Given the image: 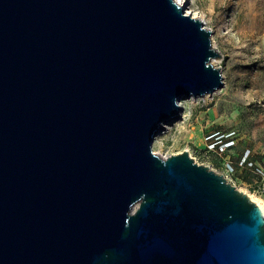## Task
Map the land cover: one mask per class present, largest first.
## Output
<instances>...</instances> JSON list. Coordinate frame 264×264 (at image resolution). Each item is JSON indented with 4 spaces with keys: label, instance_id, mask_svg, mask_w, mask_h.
Wrapping results in <instances>:
<instances>
[{
    "label": "water",
    "instance_id": "1",
    "mask_svg": "<svg viewBox=\"0 0 264 264\" xmlns=\"http://www.w3.org/2000/svg\"><path fill=\"white\" fill-rule=\"evenodd\" d=\"M176 0H0V264H264V209L153 150L225 85Z\"/></svg>",
    "mask_w": 264,
    "mask_h": 264
},
{
    "label": "rangeland",
    "instance_id": "2",
    "mask_svg": "<svg viewBox=\"0 0 264 264\" xmlns=\"http://www.w3.org/2000/svg\"><path fill=\"white\" fill-rule=\"evenodd\" d=\"M185 5L186 12L212 29L222 53L214 63L222 67L225 85L204 98L183 99L181 118L165 124L153 150L162 157L188 150L195 161L220 173H226L223 163L230 158L236 165L234 175H227L230 182L264 206V190L259 189L264 176L248 164L264 168V0H187ZM218 129L223 139L236 140L222 154L206 150V137ZM237 145L244 151L239 158L230 151ZM243 156L247 161L239 164ZM238 167L257 176L255 186L237 176Z\"/></svg>",
    "mask_w": 264,
    "mask_h": 264
},
{
    "label": "built area",
    "instance_id": "3",
    "mask_svg": "<svg viewBox=\"0 0 264 264\" xmlns=\"http://www.w3.org/2000/svg\"><path fill=\"white\" fill-rule=\"evenodd\" d=\"M202 98H204V97H202ZM223 137H224V134L220 133L219 131L210 133L206 137V139H207L206 150L208 152L209 151H215V152H218L219 154H222L223 151L227 147H229V146H231V145H233L235 143L234 139H229V140L224 141ZM246 159H247V156H243V158L241 159L239 164H243L245 161H247ZM223 164H224V170H225L226 173H223V172H221V173H223L226 177H227L228 174L231 175V176L234 175L235 169H236L235 163L232 160H230V158H229L227 160H224ZM248 164L249 165H253V168L255 169V172L258 173L259 176H261L262 179H263L264 168L261 167V166L254 165L252 161H248ZM227 179H228V177H227ZM259 189L264 190V182H263V184H261Z\"/></svg>",
    "mask_w": 264,
    "mask_h": 264
},
{
    "label": "crops",
    "instance_id": "4",
    "mask_svg": "<svg viewBox=\"0 0 264 264\" xmlns=\"http://www.w3.org/2000/svg\"><path fill=\"white\" fill-rule=\"evenodd\" d=\"M217 127V126H216ZM221 130H223V127H219ZM220 129H218L217 131H220ZM221 132V131H220ZM228 134V133H226ZM233 139L232 136H228V137H225L224 141L226 140H229V139ZM235 145H236V140H235ZM236 147V146H235ZM234 146L230 149V151L233 150L232 154H233V157H240L242 155V153L244 152L243 151V147H239L237 145L236 147V152H234ZM239 147V148H238ZM248 154V153H247ZM226 155V153H225ZM228 156V155H226ZM229 157V156H228ZM237 176H239L242 180H244L245 182H247V184L249 185H253L255 186L256 185V181H257V176L255 174L252 173V171L247 168V167H238L237 168Z\"/></svg>",
    "mask_w": 264,
    "mask_h": 264
},
{
    "label": "bare ground",
    "instance_id": "5",
    "mask_svg": "<svg viewBox=\"0 0 264 264\" xmlns=\"http://www.w3.org/2000/svg\"><path fill=\"white\" fill-rule=\"evenodd\" d=\"M177 2H179V3H183V4H186L187 3V0H176ZM213 61L215 62V61H217V59H213ZM168 126V125H167ZM250 197L253 199V200H255L256 202H258V200L253 196V195H250ZM259 203V202H258ZM260 204V203H259ZM261 205V204H260ZM262 206V208L264 209V206L263 205H261Z\"/></svg>",
    "mask_w": 264,
    "mask_h": 264
}]
</instances>
